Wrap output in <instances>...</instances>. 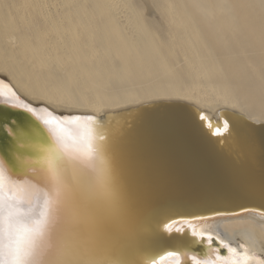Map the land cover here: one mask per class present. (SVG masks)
<instances>
[{"label": "bare ground", "instance_id": "bare-ground-1", "mask_svg": "<svg viewBox=\"0 0 264 264\" xmlns=\"http://www.w3.org/2000/svg\"><path fill=\"white\" fill-rule=\"evenodd\" d=\"M153 3L161 21L152 18ZM10 53L20 54L34 72L26 74ZM244 77L253 79L252 89L240 81ZM0 78L5 95L11 86L31 105L92 115L95 131L107 129L114 138L110 147L108 141L95 140L96 157L115 169L111 194L108 189L96 192L93 172L105 166L73 162L93 193L89 190L88 198L81 194L82 203H77L64 171V196L48 238L69 246L80 264H141L148 237L166 235L144 207V188L135 185L141 178L135 171L137 155L130 141L119 138L125 131L121 117L111 122L99 118L152 103L181 102L209 120L224 109L264 123L262 105L251 93L260 90L264 97V0H0ZM26 118L22 129L14 128L18 139L29 127ZM32 132V142L38 143L39 135ZM35 174L42 179V173ZM98 175L106 179L105 173ZM162 227L167 233L186 228L197 241L200 236L193 233L202 234L206 245L200 259L212 264H264L263 213L179 220ZM208 236L218 243L209 244ZM221 241L233 251L220 247ZM220 248L223 260L217 256ZM175 259L156 264H174ZM184 259L191 262L181 256V263Z\"/></svg>", "mask_w": 264, "mask_h": 264}, {"label": "snow or ice", "instance_id": "snow-or-ice-1", "mask_svg": "<svg viewBox=\"0 0 264 264\" xmlns=\"http://www.w3.org/2000/svg\"><path fill=\"white\" fill-rule=\"evenodd\" d=\"M0 83H3L2 78ZM0 98H3L4 105L10 109L24 111L30 125L19 139L15 134H10L6 156L0 151V157H3L0 159V264H53V261L47 258L52 252L48 233L56 209L64 196L63 173L67 166L75 161L92 167L94 155L98 150L95 144L97 136L101 140L107 139L109 147L114 138L110 132L106 137L95 131L96 117L79 113H57L43 105H31L22 100L11 86H8L7 95L0 90ZM189 113L199 117L200 121L203 120L201 113L178 103L149 105L137 110L136 122L130 124L119 138H126L133 144L146 145L159 129L183 130ZM220 116L224 119L216 125L209 123L207 133H204L202 124L197 126L202 134L209 138L210 150L218 159L229 165L234 156L251 150L259 138L262 161L260 195L264 198V125L255 127L243 116L235 113L226 116L221 111ZM213 128L215 131H211ZM33 129L39 133L38 143L31 140ZM213 136L217 139H210ZM69 137L72 139L71 145L68 142ZM26 168L42 173V181L30 184L19 182L21 175H28L23 171ZM244 180L243 174L236 170V185L243 187ZM216 214L221 213L217 211ZM193 236H200L201 241L204 239L202 234L193 233ZM207 239L211 244L213 238L208 236ZM178 247L179 252H165L167 256L176 257L174 264H181V256L190 259L192 264H212V261L200 259L196 255L188 257L184 248H190V245ZM220 247L233 251L223 241L220 242ZM217 256L219 259H225L219 252ZM161 259H164L163 255ZM153 264H156L155 260Z\"/></svg>", "mask_w": 264, "mask_h": 264}, {"label": "water", "instance_id": "water-1", "mask_svg": "<svg viewBox=\"0 0 264 264\" xmlns=\"http://www.w3.org/2000/svg\"><path fill=\"white\" fill-rule=\"evenodd\" d=\"M176 103L184 105L194 112L201 113L194 106L186 103L159 102L106 114L99 120L100 122L107 120L111 122L110 119L113 121L115 118L121 117L118 121H121L123 130H126L130 124L136 122L135 113L137 110L154 104ZM221 111L226 116L235 113L224 109L219 110L217 117L210 120L201 113L203 116L202 121H200L199 117L192 116L189 113L186 127L183 130L175 131L162 128L155 132L150 143L146 145L131 143L132 150L136 153L138 160L137 168H135V171L138 170L136 175L141 177L138 180L139 183L135 181V185L144 188L145 194L143 198L147 200V204L144 207L153 219L152 222L157 223L158 230L166 235V237L154 235L148 237V243H146L145 251L142 253L144 257L141 264H149L153 260L159 262L175 258L165 255V252L172 250L179 252L180 248L178 245H190V248L186 247L191 250L188 253L192 256L196 255L198 258H201L204 253V246L206 245L204 241L194 240L186 228L182 232L172 231L167 233L162 227L165 222L179 220L191 222L197 219L231 215L245 211H255L264 214V198L260 195L262 161L259 138H257L251 150L242 151L238 156H234L229 165L218 159L210 150L208 145L209 138L203 135L197 126L202 124L204 133H207L209 131V123L216 125L224 119L220 116ZM130 114L132 116L128 118ZM235 114L241 115L239 113ZM22 116L28 118L27 114L22 112V110H12L10 107L5 106L4 103H0V130L4 132L3 136L0 137V151L4 153V156L8 154L10 134H14L15 127L22 129L20 125ZM243 117L255 127L264 125V123L256 124L247 117ZM26 121L28 122L26 124L29 125V120ZM5 125L11 130H7ZM24 129L23 127L21 131H24ZM211 131H215V129L213 128ZM97 133L107 137L106 131ZM37 134L39 135V133ZM210 139L217 138L213 136ZM106 141L107 139L101 140L97 136L98 143L104 144ZM68 142H71V138H69ZM2 158L0 157V159ZM105 163L94 155L92 164L106 167L101 170L102 173H105V180L101 178V175H98L101 172H95L96 170L93 172L97 177L95 180L98 184L96 192H99L100 195L103 194L100 192L101 189H108L111 194L110 186L113 185V181H116L117 177L114 167L110 166V163L106 165ZM5 167V173L8 175L7 164ZM92 169L90 168L91 171ZM236 170H239L245 177L243 187L237 186L234 181V172ZM23 171H26L28 175H21L19 182L40 183L42 181L31 168L23 169ZM65 171L66 175L64 177L68 178V192L72 194L77 203L81 204V199L78 197L82 194L88 198L90 197L89 190L92 192L89 189V182L84 178L83 172L73 163L69 164ZM132 172H134L133 168ZM107 196H109V193H107ZM217 211L221 214H216ZM67 221L64 220L62 224H67ZM75 222L77 223V221ZM174 235L182 237V240H178ZM212 238L211 244L218 243L214 237ZM48 240L52 246V252L47 258L53 261V264H80L74 258V251L69 246L59 245L58 243L60 242L50 238ZM219 253L222 255V248L219 249ZM162 255L164 259H161ZM188 263L184 259L181 264ZM189 264H192V262Z\"/></svg>", "mask_w": 264, "mask_h": 264}, {"label": "rangeland", "instance_id": "rangeland-1", "mask_svg": "<svg viewBox=\"0 0 264 264\" xmlns=\"http://www.w3.org/2000/svg\"><path fill=\"white\" fill-rule=\"evenodd\" d=\"M152 7H153V9L152 10H154V11H152V12H154L153 14H152V18L154 19V20H156V21H161V19H162V16H161V13H160V11L159 10H157L156 8H155V4L153 3L152 4ZM154 15H156V16H154ZM158 15V16H157ZM9 52V51H8ZM12 53H10V55H11ZM11 56H13L12 57V60L15 62V63H17V65L18 66H20V68L22 69V70H24V72L26 73V74H29V76L31 75V73L32 72H34V69L35 68H30V66H29V64H28V62L20 55V54H12ZM30 71H31V73H30ZM240 79V81L242 80V81H244V83H246V84H248V85H250V87H248V88H250V89H252V86L253 85H255L253 82H252V80L253 79H251V78H239ZM253 83V84H252ZM256 92H258V93H256ZM252 93V96H254V99L258 102V104H260V105H262V109H263V111H262V113H263V115H264V101L262 102V100H263V91H262V93H261V91L259 90V91H255V92H251ZM260 93V94H259ZM262 94V98H260L261 95ZM257 95H258V98H257ZM261 100V101H260ZM261 102V103H260ZM239 103H241V104H243L242 106L244 107V108H246L247 106H246V104H244V102L243 101H240ZM250 110H253V108H249Z\"/></svg>", "mask_w": 264, "mask_h": 264}]
</instances>
